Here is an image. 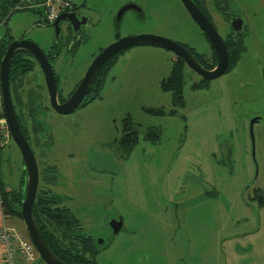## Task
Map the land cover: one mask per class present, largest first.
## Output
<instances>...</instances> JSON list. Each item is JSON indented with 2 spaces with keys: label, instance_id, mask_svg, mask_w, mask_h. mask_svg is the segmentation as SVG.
Instances as JSON below:
<instances>
[{
  "label": "rangeland",
  "instance_id": "374dc122",
  "mask_svg": "<svg viewBox=\"0 0 264 264\" xmlns=\"http://www.w3.org/2000/svg\"><path fill=\"white\" fill-rule=\"evenodd\" d=\"M134 1L144 16L127 11L121 36L156 34L206 50L192 35L194 23L179 0ZM227 1L229 10L247 18L244 51L236 66L204 86L192 87L194 74L186 69L183 105L174 104L171 94L160 89L171 63L164 50L153 46H134L121 54L98 96L71 113L61 115L50 108L40 88L43 74L38 65L25 75L22 94L25 103L33 102L35 118H28L23 101L13 98L17 110L24 112L39 170L53 166L49 175L55 184L47 188L66 195L61 204L77 217L85 214L83 231L94 226L87 215L90 209L122 217L124 229L111 247L96 254L99 264H264V202L259 204L257 197L264 199V0ZM124 2L90 0V10L99 9L102 20L96 33L81 39L73 56L62 52L55 62L63 94L82 78L100 47L112 42L114 11ZM212 8L208 2L210 12ZM32 13L8 10L4 18L14 37L41 18ZM215 23L223 33V23ZM6 27L0 26V37ZM29 36L46 45L55 37L51 27L34 28ZM144 107L167 113L149 114ZM127 114L138 130L129 150L119 142ZM254 116L261 117L253 127L256 174L248 130ZM150 126L159 133L155 140L144 138ZM0 147V179L10 189L18 188L23 174L20 151L1 133ZM43 183L40 174L39 188ZM14 218L0 197V227H10L30 241L22 218ZM37 257L29 264H45Z\"/></svg>",
  "mask_w": 264,
  "mask_h": 264
},
{
  "label": "flooded vegetation",
  "instance_id": "af4514ba",
  "mask_svg": "<svg viewBox=\"0 0 264 264\" xmlns=\"http://www.w3.org/2000/svg\"><path fill=\"white\" fill-rule=\"evenodd\" d=\"M12 1H14V0H2V1H0V26L1 25H5V27H6L7 18H4L2 16V13H3L2 11H5L8 8L10 9V7H11L10 4L13 3ZM66 1H67V6L59 14H61V13L63 15L65 14L64 16L67 17V18H62V19H60L58 21V23H57L58 24V30H59L58 31V37H54V39L50 40L47 45H46V43H44L40 39L36 38V39L33 40V38L31 36H29V34L32 32V30L34 28H48V27H51L53 29V32H54V35H55L56 27L52 26L51 24L53 23V21L56 18L53 21L48 20L44 7H42L43 9L41 11L38 8V7H41V6L33 5V4H40L41 2H39V0L38 1L36 0V3H32L31 0H19V2H16L17 4L15 3L16 5L13 7V9H10V10H12V13L14 11H16V10H19V9H21V10H30L31 12H33L32 14H38L41 17L39 20L38 19L34 20L32 22V24H31V26L28 27L27 29H24L20 33V35L17 36V37H14L7 27H6L5 34L0 37L1 39L4 38V42H5L6 48L9 45V43H11L12 41H14V40H24V39H27V40H29V41H31V42H33L34 44L37 45V47L42 51L43 55L46 57L49 65L51 67V70L53 72L54 79H55V84H56V96H57L56 100H57L58 103H63L73 93V91L76 89L77 85L79 84V82H80V80L82 78H80L76 82V84L73 86L71 91H69L67 94H63L59 90L58 85H57V82H58L57 81L58 80L57 73H58L59 69L55 66V62L57 61V59L59 58V55L62 52L65 53V54L69 53L71 56H73L74 53H75L76 48L82 42L81 39H83L84 37H89L87 35L89 32H91V31L95 32V29L98 27L99 23L102 20V16L100 15V10L99 9H92L94 14L93 15L91 14L92 11L90 10V0H79L78 2H75V3H73L70 0H66ZM125 1H126V3L124 2L119 7H117L116 10L114 11L115 12V14H114L115 15L114 16V25L112 23V30H113L112 34H113L114 38H113L112 42L118 40L121 37H124V36L120 35L119 27H120V24H121V21H122L123 17L127 13V11H130V10L134 11L139 17H143L144 16V11L138 5V2H136L134 0H128V1L125 0ZM193 2L203 12V14L207 17V19L211 22V24L214 26L215 30L217 31V33L221 37L222 41L224 42L225 47H226V51H227V55H228V65H227L226 71L229 70L230 67L232 68V65L230 66V63H231L230 58L234 55V52L236 50V48L234 47L235 45L234 46L232 45V39H233L232 38L233 37L232 33L235 32V31L233 29V26H231V21H236L239 18H241V19H243V21H245L246 17L244 15L243 16L242 15H237L233 11L229 10L230 8H229V4H228L227 0H193ZM208 2L213 5V8L211 9V12L218 14L217 18H214L213 14L209 11ZM124 6H129L130 8H127L123 12H121L122 7H124ZM97 10H98V12H97ZM216 19H219V21H221L223 23V27H222L223 33L220 32L219 28L217 27V25L215 23ZM190 20L194 23V26H195V29H194V32H192V35H195L196 38L199 40V42L205 44L206 50L205 51H199L196 46H193V45H191V44H189L187 42H184L180 38H174L173 37L172 40L177 41L179 44L183 45L187 50H189V52L194 56V58L197 60V62L199 63V65L201 67H203L204 69H206L208 71L212 70V69L215 68V66H216V64L218 62L217 55L214 52V50H213L208 38L206 37L205 33L200 28V26L196 23V21L191 16H190ZM243 27H245V24H244ZM244 29L245 28H243V30ZM243 30L241 29V31L235 32V33H238V35L242 34L241 41H243V34H244ZM126 36H129V35H126ZM109 44H110V42H109ZM139 46H147V45H139ZM105 47H100V49H99L97 54H99V52H101L102 49L105 48ZM132 47H134V46L127 47V48H125L123 50H120L116 54H114L111 57H109L101 65V67L99 68V71L97 72L94 80L92 81L87 93L84 95L80 106L86 100L88 101L86 103V105H87V104H89L91 101H93L95 99L94 97L91 96V93H92L91 90H92V86L94 85V82L96 81V79L98 77L99 72L103 68H105L106 66L111 65L110 63H111L112 59L114 60V62L117 61L121 54H124L125 52L129 51V49H131ZM153 47H155V46H153ZM157 48H159L162 51L164 50L163 52H166V55L168 54L167 57H168V59H169V61L171 63V68H172V65H174V64L178 65L179 61L182 60L179 56L174 54L172 51H169V50H166V49H163V48H160V47H157ZM20 55L24 56L22 58L21 65L22 64L26 65L27 63L30 64V67L28 66V68L30 70H28L24 74H21L19 72V68H18V69H16L17 71L15 72L14 76H13V73H10V70H9V75L11 76V84H10V81H9V84H10V88H12V90L10 89L11 96H12V99L14 98L17 101V103H22L23 97L24 98L26 97V96L22 97V94L25 95V89L23 87L25 75L29 71H31L35 65L39 66V64L35 61V59L28 52H26L25 50H22V49H17V50H15L13 52V55H12L13 59H11V64H12V61L15 58H19ZM30 60H33V63L30 62ZM183 63H184V61H183ZM11 64H10V67H11ZM23 65H22V67H23ZM235 66H236V64H235ZM183 67H184L183 68L184 69V73H185V70L188 69L190 72H192L194 74V75H192L191 85L192 86L195 85V86H198V87L202 86V85L204 86L205 84H210L212 82H215L217 79L222 77V75L224 73H226V71H225L221 76H219L217 78L209 79L207 77H202L201 75L196 73L193 69L189 68L185 63L183 65ZM39 68H40V66H39ZM110 69H111V66H110ZM110 69H109V71H110ZM40 70H41V68H40ZM170 72H171V69H170ZM163 78H165V77H162L161 79H163ZM184 78H185V75H184ZM184 83H185V80H184ZM40 88L44 89L46 91V93H47V102H48L50 108L52 110H54L52 108V106H51V103H50V96H49V93H48V90H47V86H46V83H45L44 75H43V85H41ZM14 99H13V103H14ZM23 104H25V105H23V107L25 106L26 109H27L26 111H27L28 118H30V119L35 118L36 110L33 108V102L32 101H27L25 103L23 101ZM13 106L15 107L16 115H18L19 111L21 109L18 111L16 105H13ZM47 108H49L48 105H47ZM2 113H3V117H4L3 102H2ZM61 115H64V114H61ZM254 117H256V116H254ZM4 119H5V117H4ZM260 120H261V117H260ZM5 123H6V126H7L6 119H5ZM248 130H249V125H248ZM26 131H27V127H26ZM8 132H9V130H8ZM27 136H28L27 140H28V142L30 144L29 135L27 134ZM7 138L9 139V142L13 141L11 136H10V132L7 135ZM249 138H250V135H249ZM1 150H2V148H1ZM1 150H0V156H1ZM34 156H35V154H34ZM36 163H37V161H36ZM22 164H23V160H22ZM37 168H38V186H37V193H36L35 199H36V197L39 194L45 193V196L51 195V196L59 197L61 199V201L65 200L66 199V195L58 194L56 192H53L51 189L47 188L49 185H54L55 184L54 181H53V177H51L49 175V171L53 170V166L50 165V166H47L45 168H41V171H40L39 167H38V163H37ZM22 173H23L22 174V179L20 180L19 187L15 188V190L19 191V192L20 191L24 192V189L23 190L21 189V186L25 185L24 165H23ZM40 174H41V178H43V182H44L43 185L41 186V188H39V176H40ZM4 185H5V182H4ZM252 186H251V188H252ZM7 189H10V188L7 187ZM35 199H34V201H35ZM258 203L263 205L261 201H258ZM72 213H73V211H72ZM73 215H74V218L76 220V228L69 233V235H68L69 238L68 239H70V240H65V237H64V240L57 247L58 252L61 253L60 254L61 256H63L62 254H64V249H65V247L62 245V243H65L67 245H68V243H71L72 247H74V248H81V247L90 248V249H92V251H94L97 254V253H99V251L106 250L109 247H111V245L114 243V237L120 231H122L124 229V222H123L121 230H119L116 234L113 233V228L119 225V223L117 221L119 220V218H122L120 215H114V214L106 215L105 212L98 211L96 209H90L89 211H87V215L89 217H91V220L94 223V226L90 229V232H88V231L85 232V231H83V227H81V224H80L82 222L83 225H84L85 214H82V213L78 214L79 217H77L74 213H73ZM29 239H30V237H29ZM50 249L52 251V248H50ZM56 257L59 258L58 256H56ZM60 260L62 262H64L65 264H68L64 260H62V259H60Z\"/></svg>",
  "mask_w": 264,
  "mask_h": 264
},
{
  "label": "water",
  "instance_id": "95a60500",
  "mask_svg": "<svg viewBox=\"0 0 264 264\" xmlns=\"http://www.w3.org/2000/svg\"><path fill=\"white\" fill-rule=\"evenodd\" d=\"M189 15L196 21L200 28L208 38L214 52L217 55V64L214 69L206 70L199 65L194 56L187 50L183 45L170 38L142 33L137 35H129L119 38L118 40L110 43L97 54L88 68L86 69L82 79L77 85L73 93L63 102L58 103L56 100V84L51 67L43 55L42 51L33 42L24 40H14L6 48V52L0 62V86L2 93L3 111L4 117L7 122V127L10 132V136L16 146L18 147L22 156L24 170H25V189L21 200V213L22 220L27 229L28 235L35 246V249L45 264H65L51 251L48 244L46 243L43 235L41 234L36 221L32 213V205L37 193L38 186V168L34 152L24 135L17 115L13 106L10 84H9V70L13 52L17 49H22L28 52L35 61L39 64L45 79L47 90L50 96V103L52 108L59 114H68L75 111L81 104L84 95L87 93L92 81L94 80L97 72L101 65L112 55L116 54L120 50H123L131 46L147 45L160 47L179 56L184 63L196 73L202 77L209 79L217 78L221 76L227 69L228 55L226 47L221 37L215 30L214 26L203 14V12L197 7L193 0H179ZM130 8L129 6L122 7L121 12L125 9ZM65 15V14H64ZM62 13L59 14L51 24L56 27L55 37H58V21L65 17ZM243 19L239 18L236 21H231V26L235 32L243 30L244 26ZM238 33H236L237 35ZM264 73V65L262 67ZM260 121V117H253L249 122V135L251 139V155L255 162V174L257 173V163L255 160V143H254V131L253 127L256 122ZM118 226L113 228V233H117L122 228L123 220L119 218L117 221Z\"/></svg>",
  "mask_w": 264,
  "mask_h": 264
},
{
  "label": "trees",
  "instance_id": "16d2710c",
  "mask_svg": "<svg viewBox=\"0 0 264 264\" xmlns=\"http://www.w3.org/2000/svg\"><path fill=\"white\" fill-rule=\"evenodd\" d=\"M41 2V0H39ZM11 3L10 9H12L19 0H14ZM16 3V4H15ZM9 8L5 11H2V16H7ZM236 33L233 32V39H232V45L236 48L234 55L230 58L231 63L230 66L232 67L237 64L239 59L241 58V52L244 51V44L241 41L242 34L241 35H235ZM240 34V33H239ZM241 41V42H240ZM6 52V45L4 42V38H0V62L2 57L4 56ZM117 56V55H116ZM24 56L20 55L19 58H15L12 61L11 67H10V73H13V76L16 69L19 68V72L21 74L26 73L28 70V66L30 67V64L21 65L22 58ZM113 60V59H112ZM111 60V65L106 66L103 68L94 82V85L92 86V97H97L102 89L104 79L109 72L110 66H112L114 60ZM30 62L33 63V60H30ZM184 63L182 60L179 61L178 65L174 64L172 65L171 72H169L168 76L161 79L159 82L160 89L164 92H168L171 94V97L173 99L174 104L177 105H183L184 103ZM231 68V67H230ZM9 81L11 84V76L9 75ZM192 87H198V86H192ZM12 90V88H10ZM97 95V96H96ZM90 99V98H89ZM88 101H84V103L81 106H85ZM25 105V104H23ZM22 105V107H23ZM143 111L149 114H160L164 115L167 113L166 109L164 108H152V107H144L142 108ZM170 113H175L174 110L170 111ZM26 116V115H25ZM18 121L21 125V128L26 136V126L23 123L24 121V112L21 110L19 111V114L17 115ZM135 123L132 121V118L129 114L123 118V134L119 138V142L122 146L127 148L128 150L137 142L138 140V130L134 126ZM154 126H150L146 128L145 136L144 138H149L151 140H155L158 138L159 133H157V130H154ZM0 197L2 204L5 208V211L10 213L13 216H16L18 218H22L21 213V200L23 197V191H16L15 189H7V187L4 185V182L0 179ZM259 198V201L264 202V199L261 195L257 196ZM62 201L59 197L56 196H45V193L39 194L32 206V213L34 216V219L45 239L47 244L50 248H52V251L58 256L60 259L64 260L68 264H99L96 260V253L92 251L90 248H74L72 247L71 243L65 244L62 243V245L65 247L64 254L61 256L58 252L57 247L61 244V242L64 240H70L69 233L73 231L76 228V220L74 218V215L72 213V210L65 205L61 204ZM66 233V234H65Z\"/></svg>",
  "mask_w": 264,
  "mask_h": 264
},
{
  "label": "built area",
  "instance_id": "2783aa9c",
  "mask_svg": "<svg viewBox=\"0 0 264 264\" xmlns=\"http://www.w3.org/2000/svg\"><path fill=\"white\" fill-rule=\"evenodd\" d=\"M37 5V4H33ZM44 7L48 20L53 21L57 15L67 6L66 0H41L38 4ZM0 117L2 118L3 129L0 128L2 135H8V128L2 113V93L0 86ZM3 143V142H2ZM2 145V144H1ZM31 241V240H30ZM23 240L20 234L7 226L0 227V248L2 250L0 264H29L32 259H36L37 251L32 242Z\"/></svg>",
  "mask_w": 264,
  "mask_h": 264
},
{
  "label": "crops",
  "instance_id": "0c3cea01",
  "mask_svg": "<svg viewBox=\"0 0 264 264\" xmlns=\"http://www.w3.org/2000/svg\"><path fill=\"white\" fill-rule=\"evenodd\" d=\"M38 1V0H37ZM31 2L32 3H36V0H31ZM40 2V1H39ZM37 6H38V4H37ZM14 220H20V218H14ZM20 221H22V220H20ZM18 223V222H17ZM18 226H20V225H18ZM1 255H2V250H1V248H0V262H1ZM37 260V259H36ZM36 260H35V262H36ZM37 262H40V261H37Z\"/></svg>",
  "mask_w": 264,
  "mask_h": 264
},
{
  "label": "bare ground",
  "instance_id": "6f19581e",
  "mask_svg": "<svg viewBox=\"0 0 264 264\" xmlns=\"http://www.w3.org/2000/svg\"><path fill=\"white\" fill-rule=\"evenodd\" d=\"M13 59V58H12ZM43 74V73H42ZM12 101H13V99H12ZM13 105H14V103H13ZM14 109H15V107H14Z\"/></svg>",
  "mask_w": 264,
  "mask_h": 264
}]
</instances>
